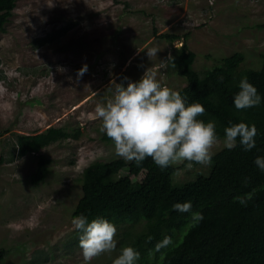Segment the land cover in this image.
<instances>
[{"label":"rangeland","instance_id":"1","mask_svg":"<svg viewBox=\"0 0 264 264\" xmlns=\"http://www.w3.org/2000/svg\"><path fill=\"white\" fill-rule=\"evenodd\" d=\"M261 23L264 0H17L0 30V248L9 252L4 264H84L82 233L71 223L81 194L78 178L90 162L118 157L113 141L103 140L95 107L111 98L112 80L125 86L138 81L181 45V39L170 44L160 33L187 35L198 71L235 51L245 55L241 67L259 68ZM39 39L44 43L36 46ZM153 47L161 51L149 59ZM157 80L175 91L186 84L168 67L158 68ZM63 125L80 135L47 146L49 173L31 184L36 158L17 155L15 134ZM222 148L224 138L212 154ZM173 166H180L174 183L209 173L196 163L191 169ZM42 251L47 258L38 262ZM111 263L104 253L92 264Z\"/></svg>","mask_w":264,"mask_h":264},{"label":"trees","instance_id":"2","mask_svg":"<svg viewBox=\"0 0 264 264\" xmlns=\"http://www.w3.org/2000/svg\"><path fill=\"white\" fill-rule=\"evenodd\" d=\"M16 2L0 0V30L9 22ZM258 26L264 28V23ZM158 37L170 44L182 39V45L171 50L175 67L169 63L168 68L186 81L177 90L186 104L199 103L205 108L198 119L214 122L218 139L224 138V128L233 124L255 125V147L246 151L237 139L234 148L225 147L212 154L207 175L184 183L172 179L180 166L161 169L151 158L139 165L120 157L94 160L78 178L81 194L71 215H83L89 223L107 219L115 225L116 248L108 253L111 264L123 247L139 252L136 264H264V159L257 162V157L264 158V52L260 53L259 68L241 67L245 55L235 51L211 68L198 71L193 66L196 54L187 46V35L160 33ZM43 43L39 39L35 45ZM244 77L257 89L261 103L237 110L233 100ZM68 129L65 125L49 126L34 134H15L17 155L36 158L31 184L41 183L49 173L51 159L44 149L80 135L78 128ZM102 137L111 141L105 134ZM121 170H126L125 175ZM188 202V212L173 208ZM193 213H201L203 219L194 220ZM166 238L171 242L165 245ZM5 252L0 248V264H4ZM44 253L38 254L36 261L46 259Z\"/></svg>","mask_w":264,"mask_h":264},{"label":"clouds","instance_id":"3","mask_svg":"<svg viewBox=\"0 0 264 264\" xmlns=\"http://www.w3.org/2000/svg\"><path fill=\"white\" fill-rule=\"evenodd\" d=\"M209 3L212 5V0ZM159 51L153 47L146 54L150 59L157 56ZM172 60L169 55L167 60H160L158 67L146 68L138 81L128 80L127 86L112 80L108 87L112 92L111 98L95 107L96 117L101 121L100 133L113 141L115 155L126 162L139 165L146 158H151L161 169L185 161L189 169L194 163L205 166L211 163V150L218 140L215 123L198 119L205 113L203 105L186 104L180 92L161 85L157 80L158 68H166L169 63L175 67ZM86 71L87 65L78 70V77ZM238 87L233 100L237 110L259 106L261 96L247 77L240 80ZM256 135L255 125L236 123L224 128V145L232 149L239 139L244 150L250 151L255 147ZM262 159L257 157V162ZM173 208L188 212L191 203H177ZM193 219L200 220L203 216L193 213ZM71 223L75 230L82 233L79 248L84 264H90L94 258L115 250L117 229L107 219H94L89 223L81 215L73 218ZM170 242V238H166L163 243L166 245ZM5 253L6 257L9 252ZM139 257V252L134 248L123 247L113 264H136Z\"/></svg>","mask_w":264,"mask_h":264}]
</instances>
